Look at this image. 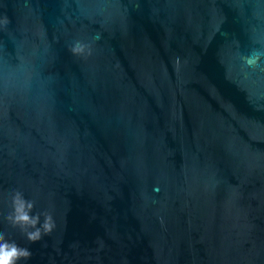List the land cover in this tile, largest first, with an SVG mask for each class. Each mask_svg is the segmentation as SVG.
<instances>
[{
    "label": "water",
    "instance_id": "1",
    "mask_svg": "<svg viewBox=\"0 0 264 264\" xmlns=\"http://www.w3.org/2000/svg\"><path fill=\"white\" fill-rule=\"evenodd\" d=\"M0 233L16 264H264V0H0Z\"/></svg>",
    "mask_w": 264,
    "mask_h": 264
},
{
    "label": "clouds",
    "instance_id": "2",
    "mask_svg": "<svg viewBox=\"0 0 264 264\" xmlns=\"http://www.w3.org/2000/svg\"><path fill=\"white\" fill-rule=\"evenodd\" d=\"M81 50L80 46L73 49V51ZM33 207L32 201L26 200L22 193L16 192L13 196L12 213L7 217L13 225L20 226L25 231L26 238L31 242L41 239L43 234L51 232L55 227L51 214L44 213V219L41 223L42 214L32 213ZM30 256L31 251L29 249L18 246L15 241L6 239L5 235L0 233V264H16L21 258Z\"/></svg>",
    "mask_w": 264,
    "mask_h": 264
}]
</instances>
